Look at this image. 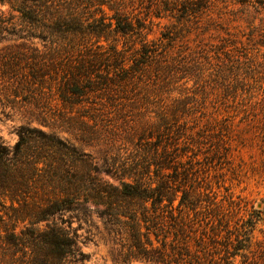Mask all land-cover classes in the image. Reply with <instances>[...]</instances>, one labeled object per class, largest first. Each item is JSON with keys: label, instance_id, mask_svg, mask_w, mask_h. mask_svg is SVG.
I'll return each instance as SVG.
<instances>
[{"label": "rangeland", "instance_id": "1", "mask_svg": "<svg viewBox=\"0 0 264 264\" xmlns=\"http://www.w3.org/2000/svg\"><path fill=\"white\" fill-rule=\"evenodd\" d=\"M20 1L0 0V145L18 164L0 168V236L4 228L19 233L37 207L66 197L67 209L48 222L75 235L86 259L72 264L151 263L119 262L129 251L130 228L108 221L99 196L121 177L132 181L128 172L141 163L150 164L148 178L156 185L155 161L167 144L177 149L175 167L157 173L169 175L174 201L159 204L162 230L160 241L150 234L154 244L165 235L170 243L177 231L178 245L186 242L192 252L199 240L212 251L231 248L253 213L252 238L234 260L264 264V0H84L96 17L102 7L106 22L115 14L133 29L66 39L70 54L59 49L58 36L55 64L51 35L20 37L25 22L10 7ZM33 49L46 58L39 80L25 58ZM118 54L122 65L108 66ZM95 55L106 59L94 67L82 63ZM83 69L115 85L88 88V79L74 76ZM20 130L26 143L16 155ZM183 195L193 205L179 213Z\"/></svg>", "mask_w": 264, "mask_h": 264}, {"label": "trees", "instance_id": "2", "mask_svg": "<svg viewBox=\"0 0 264 264\" xmlns=\"http://www.w3.org/2000/svg\"><path fill=\"white\" fill-rule=\"evenodd\" d=\"M31 1V3L29 2ZM21 0L20 2H10L12 11H16L19 14V18L25 22V28L22 30L20 37L26 38H38L47 39V35H51L56 46L53 53L50 55V60L53 64L58 59V36L63 40L59 45V49L62 52L70 54L72 51V44H68L66 39L71 40L75 38H82L88 34H94L97 38H107L106 28H111L117 34L127 35L132 31V24L123 19L121 16L112 15L109 17V22H106L104 10L100 9L103 14L99 17L94 15L91 10V6H84V0ZM246 1V0H237ZM99 5H103L100 2ZM195 5V4H193ZM112 9V6H110ZM117 13V12H116ZM91 15V16H90ZM107 26V27H106ZM59 33V34H58ZM81 40V39H80ZM116 49V48H114ZM114 51V50H113ZM111 55V54H110ZM109 55V58H110ZM28 61V68L30 76L34 80H39L43 76V71L46 66L45 57H43L37 49H33L32 53L25 57ZM92 60L84 59L85 62L94 67V65L105 61V57L102 55L91 56ZM108 59V58H107ZM113 66L118 68L122 65L124 60L120 54L113 58H110ZM81 63V62H80ZM97 70H82L79 73H75L74 76L84 77L89 80L91 89H109L111 85H115V82L110 81L108 76H102L97 74ZM94 76V77H92ZM127 76L120 77L119 83L122 79H126ZM115 78V77H114ZM96 83V84H95ZM100 85H97V84ZM108 87V88H107ZM160 122L159 124L167 125L165 116L158 114ZM173 117L176 121L175 113ZM179 122V121H178ZM181 123L178 125L180 126ZM177 131V130H176ZM19 140L15 145L16 155L22 153L24 144L26 143L25 133L22 130L19 131ZM179 133L172 134L174 139L179 138ZM167 137V136H166ZM176 141V140H175ZM158 145V144H155ZM158 147V146H157ZM162 151L159 158L155 161L157 171L156 176L159 177L156 185L155 181L148 178L149 163H141L140 169L128 172L129 177H133L132 181H125L123 177L119 178V185L109 186L108 190H104L105 194H101L99 197L102 199L106 206L105 215L112 224L125 223L129 226L130 230V245L129 251L125 253L123 259L119 262L126 263L130 257L144 259L150 261L149 264H235V256L239 249L246 247L244 242H248L252 238L253 222L256 217L253 213H250V218L244 221L241 226L240 233L237 235L238 243L231 248L225 246L218 252L212 251L202 240L197 241L196 250L192 252L189 245L186 242L178 245L177 237L172 239L170 243L167 241V235L163 237L160 245H155L150 238V234L154 233L155 237L159 240L161 234L159 204L164 199L168 200V203L173 204L174 198H170L169 175L158 174V170L171 167L174 169L175 158L177 157V149H168L167 144H163ZM158 149V148H156ZM10 150L0 145V168H7L12 170L18 167V164L12 162L9 157ZM174 176L172 179L179 177L180 172L175 168ZM124 175H127L126 172ZM166 176V178H164ZM168 176V177H167ZM148 179H147V178ZM170 188V189H169ZM179 191V189H175ZM66 195H69L68 193ZM136 201L139 208H133L132 202ZM67 198H59L48 200L45 207H37L38 209L30 215V225L26 226L19 233L15 232V228L12 230L4 228L5 233L0 236V264H72L73 262L82 263L86 257L83 252L78 248L76 237L69 230L63 226H58L55 223L50 224L48 217L53 215L58 210L67 209ZM149 203L151 204L149 206ZM188 204L193 203L187 200L186 196H182L179 200V213L184 208L188 207ZM260 215L257 214V216ZM123 217L125 220H123ZM170 221L175 219L173 213L168 215ZM40 221H47L48 224L45 227H37L35 224ZM173 223V222H172ZM170 223V225H172ZM144 229V230H143ZM178 231L181 234V230ZM212 241L211 243H213ZM169 244V245H168ZM215 253L218 256L214 255ZM242 264V263H241Z\"/></svg>", "mask_w": 264, "mask_h": 264}]
</instances>
